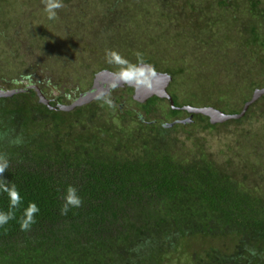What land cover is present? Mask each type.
<instances>
[{"label": "trees", "instance_id": "1", "mask_svg": "<svg viewBox=\"0 0 264 264\" xmlns=\"http://www.w3.org/2000/svg\"><path fill=\"white\" fill-rule=\"evenodd\" d=\"M26 2L39 4L30 22L21 16ZM61 2L49 19L44 0H0V90H23L0 98L4 178L22 201L10 208L0 191V211L16 217L0 228V264H264V95L238 119L211 125L193 115L188 125L164 128L181 113L156 97L136 103L130 88L62 112L26 87L46 95L44 80L60 86L37 59L66 75L71 63L62 52L73 58L77 43L90 54L76 57L74 69L92 81L102 70L145 63L171 76L174 108L237 115L264 88V0ZM197 37L208 49L199 65L182 56ZM84 75L77 96L87 91ZM198 81L200 95L184 90L189 99L182 100L180 86ZM68 186L83 204L62 215ZM30 203L39 212L24 231L19 221Z\"/></svg>", "mask_w": 264, "mask_h": 264}, {"label": "water", "instance_id": "2", "mask_svg": "<svg viewBox=\"0 0 264 264\" xmlns=\"http://www.w3.org/2000/svg\"><path fill=\"white\" fill-rule=\"evenodd\" d=\"M142 73V75H141ZM123 75H128L131 79L125 80ZM171 76L166 73L157 72L154 67L145 63H139L133 69L123 70L117 73L102 70L94 75L91 87L84 93H80L71 103L68 105L56 104L55 107L50 106V100H48L39 86L28 85V89H33L36 93L40 104L45 105L50 110H58L62 112H70L77 107L88 105L89 103L103 99L113 89L130 88L133 91L132 99L136 103L144 104L149 99L156 97L158 99H164L169 103L171 109L174 108L173 100L169 95L167 89L171 83ZM143 81V82H138ZM23 92V90H0V98L11 97L14 94ZM264 95V88L255 90L251 96V99L243 106L242 111L237 115H227L213 107H190L183 108L190 117L193 115H201L208 118L211 125L221 124L232 119L241 118L247 108L253 104L257 99ZM191 119V118H189ZM188 119V121H190ZM187 121H180L179 123L185 124ZM177 122H174V124ZM172 126L171 124L168 125Z\"/></svg>", "mask_w": 264, "mask_h": 264}, {"label": "rangeland", "instance_id": "3", "mask_svg": "<svg viewBox=\"0 0 264 264\" xmlns=\"http://www.w3.org/2000/svg\"><path fill=\"white\" fill-rule=\"evenodd\" d=\"M26 5H28L29 7L27 8L28 9V15L26 14V13H22V14H25V15H22L21 14V16H23V17H25V18H22V20H25V22H30L33 18L31 17V13L32 14H34V15H38L39 14V4H37L38 5V7H37V9H33V7H32V4H35V2H33V3H31V2H26L25 3ZM87 8V7H86ZM82 9L81 10V12L83 11V12H85V13H87V12H89V10L88 9ZM87 12H86V11ZM78 17L79 18H84L81 14H79L78 15ZM87 17L89 18V17H91L90 16V14H88L87 15ZM71 26V25H70ZM73 26L74 27H76V28H79L80 30H81V28H82V24H80V23H78V24H73ZM76 28H69L68 29V31L67 32H69L70 34H71V37H72V35H73V32H76ZM81 31H83V32H85L86 33V31H87V29L86 28H84V30H81ZM68 33V34H69ZM80 33V32H79ZM79 33H78V35H79ZM70 37V38H71ZM89 39H93V35H91V36H89V37H87L86 38V40L87 41H89ZM196 40L194 41V42H192V43H190V45H188V46H186V48H188V51H186V53L184 54V55H182L183 57H185L186 59L187 58H190L189 56H192L191 57V61L193 62V63H195V64H201L202 63V61L204 60V59H206L205 58V54L206 53H204V51H207L208 49H206V50H203L201 47H199V46H197V42H198V40L200 39L199 37H197V38H195ZM75 42H77L76 40H75ZM74 42V43H75ZM75 52H76V56H74L73 58H66L64 55H65V52L63 53L62 52V55L63 56H61V59H65L66 60V62H68L69 64L71 63V68L69 67V69H68V71L66 72V75H63V76H58V75H60L61 73H54V72H51L52 70L51 69H49V68H46V66H43V64L41 63L42 62V60H40V59H37V63L40 65V66H42L43 67V70L45 69L47 72V75H45V77L46 76H57L56 77V80H57V83L58 84H60V86H54L52 83H54V80L51 78V79H49V81H46V80H44L43 81V83L42 84H44L43 85V88H45V90H46V95H45V97L48 99V100H50V101H56V99L54 98V96L55 97H57V98H59V97H63V98H66V99H70L73 95H75V96H77V94H78V92H79V90H80V86H79V84H78V79L77 78H79L80 76H81V74H85L86 73V71H84V69L83 68H81V69H74V63H76V61L74 60L76 57H77V62L81 59L80 57H83V59L84 58H87L88 56L87 55H89L90 53L88 52V51H84V50H82L83 49V47L80 45V44H77V43H75ZM204 47V46H203ZM205 49V48H204ZM12 53H13V56H14V58H15V60H16V58H17V56H18V53L16 52V48L15 47H13V50H12ZM190 54V55H189ZM201 57H203V58H201ZM14 58L12 59V61H15L14 60ZM166 59V58H165ZM168 59V58H167ZM26 61H25V63H29L31 60H28V59H25ZM23 63H24V61H23ZM1 64L2 63H0V66H1ZM78 64V63H77ZM185 64H188V63H186L185 62ZM27 65H29V64H27ZM78 67V66H77ZM39 68V67H38ZM81 73V74H80ZM53 74V75H52ZM44 77V74H42V75H39V76H37V78H43ZM82 81H83V84H85V90H88V82H91L92 81V79H91V77L88 75V74H85L84 75V77H83V79H82ZM47 84V86H45ZM32 85V84H31ZM81 85V84H80ZM90 85V84H89ZM201 86V83L198 81V82H195V84L194 85H192V86H189V85H187V86H185V85H181L180 86V88L181 89H183V90H181L182 92H181V99L182 100H184L186 97L189 99V96L188 95H186V92L184 91V90H186V91H188V92H194V90H195V92H197L198 94H199V89L198 88H193V87H198V86ZM48 86H50V87H53L54 88V92H53V90H51L50 88H48ZM87 86V87H86ZM90 87V86H89ZM190 87V88H189ZM186 88V89H185ZM188 88H189V90H188ZM118 90H125V88L124 89H118ZM201 93V92H200ZM179 95H180V93H179ZM200 95V94H199ZM233 102V101H232ZM234 103V102H233ZM163 106V105H162ZM164 107V106H163ZM244 128H249V124H246L245 126H244ZM203 136H205V135H203ZM214 142H216V139L215 140H213ZM213 142V143H214Z\"/></svg>", "mask_w": 264, "mask_h": 264}, {"label": "clouds", "instance_id": "4", "mask_svg": "<svg viewBox=\"0 0 264 264\" xmlns=\"http://www.w3.org/2000/svg\"><path fill=\"white\" fill-rule=\"evenodd\" d=\"M45 10L50 13L49 19H53L56 16V10L63 7L61 0H44ZM107 57H115L117 54L115 52H107ZM142 75V73H141ZM123 79L128 80L131 79L128 75H123ZM143 82V81H138ZM38 86V85H36ZM54 92V88L50 87ZM84 93V92H83ZM110 104L111 101H108ZM22 141L20 138H17L13 141L15 144H19ZM9 167V161L6 154H0V191L8 194L10 198V208H17L21 201L19 196V192L14 184L9 186V182L4 178V174ZM65 203L61 207V214L66 215L70 208H79L83 204L82 198L78 195V191L73 186H68L67 195L64 197ZM39 212V208L36 204L30 203L27 209L24 211L19 223L21 230L27 231L30 230L31 226L36 223L35 214ZM15 213L13 211H9L7 213L0 211V228H3L5 225L9 223L10 220L15 219ZM255 254V253H253Z\"/></svg>", "mask_w": 264, "mask_h": 264}, {"label": "flooded vegetation", "instance_id": "5", "mask_svg": "<svg viewBox=\"0 0 264 264\" xmlns=\"http://www.w3.org/2000/svg\"><path fill=\"white\" fill-rule=\"evenodd\" d=\"M42 87H43V85H42ZM111 93V92H110ZM54 98L57 100V97H55L54 96ZM52 102V101H51ZM55 102V101H54ZM184 107H186V106H184ZM184 107H176L175 108V110L176 111H178V112H180L181 114V116H183L182 118H180V119H177V120H174V121H172V122H170V123H165V124H163L162 126L164 127V128H171L173 125H174V122H177V123H175V124H181V123H179L180 121H187L185 124H182V125H188V124H190L191 123V119H189V118H191V117H189V115L190 114H188L185 110H183V108ZM188 119L190 120V121H188ZM169 124H171L172 126H168Z\"/></svg>", "mask_w": 264, "mask_h": 264}]
</instances>
